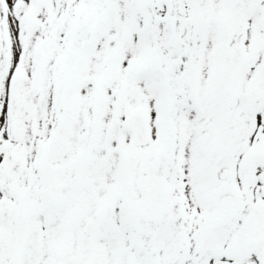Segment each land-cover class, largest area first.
<instances>
[{"label":"snow or ice","instance_id":"1","mask_svg":"<svg viewBox=\"0 0 264 264\" xmlns=\"http://www.w3.org/2000/svg\"><path fill=\"white\" fill-rule=\"evenodd\" d=\"M0 264H264V0H0Z\"/></svg>","mask_w":264,"mask_h":264}]
</instances>
